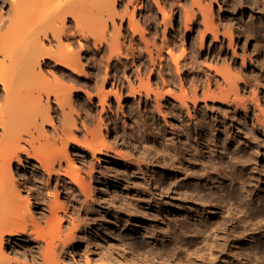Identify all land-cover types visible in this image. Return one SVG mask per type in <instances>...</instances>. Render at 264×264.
Masks as SVG:
<instances>
[{"label": "bare ground", "instance_id": "bare-ground-1", "mask_svg": "<svg viewBox=\"0 0 264 264\" xmlns=\"http://www.w3.org/2000/svg\"><path fill=\"white\" fill-rule=\"evenodd\" d=\"M184 1L169 3L168 10L166 1L155 3L162 11L165 29L173 11L182 10L185 30L191 31L194 26L193 38L195 32H200L201 50L207 38L219 42L221 38L232 42L234 35L245 41L252 39L249 26L215 24L207 14L210 6L204 0H191L188 10ZM225 1L230 6L242 3ZM8 2V8L5 0L0 5V264H60L65 253L72 252L80 240L81 227L88 226L74 214L86 208L85 219L90 218L94 183L101 178L121 183L124 180L120 178L126 177L118 168L114 173L97 170L101 156L130 168L141 170L145 165L156 187L168 189L153 168L154 162L164 157L157 146L156 127L148 128L154 134L149 146L157 156L146 163L124 159L107 139L111 120L107 109L111 111L112 96L120 104L130 99L136 102L135 108H129L136 119L133 131L128 133L134 147L144 137L142 126L156 112L167 122V116L178 111L177 107L195 121L194 127L201 132L197 140L182 142L184 154L175 144L166 146L168 161L163 168L185 174L174 181V188L200 201L198 208L191 209V216L195 217L194 236L200 238L202 246L191 251L186 235L181 236L172 240L174 254L190 264H264V189L258 199L259 207L251 197L264 176L261 171L254 173L250 165L255 153L245 157L236 154L227 161L226 166L233 167L231 175L241 185L232 187L224 200L220 190L222 179L227 177L223 163L227 155L207 140L208 131L191 110V105L196 111L200 103L205 105L210 100L212 105L244 113L252 107L256 112L261 105L259 95L264 92L257 74L237 65L233 56L221 53L211 58L213 64L207 65L200 58L204 52L194 51L192 46L186 50L183 44L178 52V44L166 33L158 42L156 32L146 35L135 6L120 12L118 0ZM248 2L264 8V0ZM10 12L13 17L8 20L6 15ZM139 14L144 24L155 22L153 10L147 8ZM257 27L260 33L264 32V20ZM247 92L250 98H246ZM95 97L101 112L97 123L91 126L82 118L77 104L83 107L87 120L93 122L88 115ZM233 144L238 146V140ZM239 151L237 147L236 153ZM86 154L90 155L88 160L84 158ZM210 154L212 158L222 156L221 163L217 165ZM239 167L240 174L235 170ZM188 177L196 181L191 191L183 183ZM231 197L237 203L229 202ZM73 202L78 203L77 208ZM206 215L210 216L205 218ZM133 224L131 230L143 226ZM148 232L143 231V236L149 237ZM151 235L153 242L157 234ZM162 235L166 236L167 231ZM230 237L241 245L250 243L252 254L241 249L240 244L234 253L223 254ZM178 248L182 253L176 251ZM157 249L158 255L169 253L162 246ZM152 252L146 249L143 253ZM85 262L90 263L88 257Z\"/></svg>", "mask_w": 264, "mask_h": 264}, {"label": "rangeland", "instance_id": "rangeland-1", "mask_svg": "<svg viewBox=\"0 0 264 264\" xmlns=\"http://www.w3.org/2000/svg\"><path fill=\"white\" fill-rule=\"evenodd\" d=\"M0 1L1 5L2 0ZM5 1V8H8L9 2L8 0ZM160 1H162L161 3L163 1L167 2L165 7L167 10L169 9V3H176V0ZM241 1L242 3L236 6L228 5L225 0H204V3L209 4L207 14L215 24L223 23L227 26L241 24V28L249 26L253 30L252 39L249 38L245 41L243 38L234 35L232 42L228 41L227 38L224 41L221 38L219 42L210 41V38H207L202 50L200 48V32H195V38H193L191 33L195 27L191 25V31L185 30L182 10H177V13L173 11L172 20L166 25L165 29L163 27L162 11L157 8L155 0H118L117 5L120 12H123L125 8L131 10L132 5L135 6V11H137V16L141 20L147 36L156 32L155 35L158 36V42H160L163 34L166 33L170 39L178 44V52L181 51L183 44L186 50L192 46L194 51H203L204 53L200 58L207 65L213 64L211 58L217 57L221 53L228 57L233 56L237 65L257 74L263 85L264 35L262 34L264 32L260 33L257 25L260 20H264V8L261 5L253 7L248 0ZM190 2L191 0L184 1L185 9H189ZM147 8L155 12L156 19L151 24H147L148 21L144 24L143 18L139 14L140 10L145 12ZM12 15L10 12L6 15V18L9 20L13 17ZM116 21L119 22L117 18ZM126 24L127 21L124 22V27H126ZM249 58H251V61ZM50 71L54 70L50 68ZM48 74L51 76V72H48ZM81 94L84 95L83 92ZM246 96V98H250L248 92ZM259 96L261 97V105H258L256 112L252 107H249L246 113L235 111L231 107H223L220 104L212 105L210 100L205 105L200 103L196 111L191 105L193 114L198 117V123L205 128V132L208 131L207 140L214 142L218 151H222L227 155L223 162L225 165L224 173L227 177L222 179L220 190L224 200L228 198V193L232 187L239 188L241 185L240 180L231 175L233 167L226 166L231 156L241 154L245 157L254 152L255 156L251 158L250 165L254 167V173L264 172V92L262 91ZM109 104L111 111L109 109L107 111L111 120L108 123L109 130L106 136L116 150L124 156V159L130 158L132 161L146 163L149 162L150 157L155 158L157 155L151 152L153 148L149 146L153 141L154 134L152 129L148 127L158 129L157 146L164 157L163 160H156L153 168L156 170L157 177H163L165 186L168 189L161 190L156 187L150 176V171L145 168V165L141 166V170L136 167L130 168L129 165H121V163H116L108 157L101 156V164L97 166V170H108L110 173H114L115 169L118 168L119 172H123L126 177L120 178V181L124 180L121 182L122 184L115 183L110 178H101L99 183H94L93 200L89 209L90 218L85 219L86 208H83L80 214H74L75 217L81 219V224L88 223V226L81 227V231L78 233L80 240L72 248L71 253H65L60 264H86L85 257H88L89 264H182V259L174 254L172 240L186 235L187 246L191 251L202 246L200 238L194 236L195 217L191 216V209L196 206L198 208L200 201L191 195H186L180 189L174 188L175 182L182 179L184 173L179 174L180 170L173 171L174 169L170 167L163 168V166L168 161L167 145L171 147L175 144L176 149L184 154L182 142H188V139L197 140L200 138L201 132L197 130V127H194L195 121L189 120L186 112H182L177 107L178 111L171 112L170 116H167V122L156 112L155 117L142 126L143 131L141 134L144 137L141 138V144L134 147L129 141L128 133L133 131L132 127L136 119L132 117L129 108H135L136 102L130 99L123 100L120 104L112 96ZM77 107H79L82 118L87 123L91 126L97 123L101 106L96 97L92 101L91 115H88V118H92L93 122L87 120V115H85L81 105L77 104ZM144 108L142 106V110ZM117 109L118 115L116 114ZM103 116L105 117V114ZM151 122L152 124L149 125L148 123ZM79 125H81L80 122ZM144 139H147L148 142H144ZM234 140H238V146L233 144ZM237 147L241 149L238 153H236ZM71 152L73 151L71 150ZM74 152L78 151L75 150ZM208 154L206 155L208 156ZM212 156L210 154L211 160L219 165L222 156L218 155L217 158H212ZM89 157L90 155L86 154L84 158L88 160ZM124 163L126 162L123 161ZM13 167L16 170V164ZM235 170L238 174L242 171L241 167L235 168ZM129 175H134V178H130ZM109 177H112V175H109ZM126 178L129 180L126 181ZM260 180L261 182L257 183L258 188L251 195L253 203L258 207L260 206L258 199L263 191L262 189H264L263 175ZM195 182L190 177L183 181L186 187H189V191H191L190 187ZM170 183H173V185L169 187ZM208 188H211V186ZM81 199L82 197L77 201L80 202ZM236 201L237 199L233 197L229 199V202L232 203H237ZM73 204L76 208L78 207V203L73 202ZM211 214L213 213L211 212ZM208 216L210 215H206L205 218H208ZM133 223H141L143 226L131 230L129 227L134 225ZM145 230L149 231V237L143 236L142 232ZM164 230L167 231L166 236L162 235ZM152 232L157 234L153 242ZM155 243L157 245H154ZM17 244L20 245L19 242ZM239 244V242H234L233 237H230L226 252L223 254L234 253L239 248ZM9 246H7V250H9ZM159 246H162L164 250H169V253H159L158 255L157 247ZM240 246L241 249L247 251L250 255L252 254L253 250L250 243L240 244ZM146 249H152L154 252L144 254L143 252ZM180 249L178 248L176 251L182 253ZM128 252L133 255V259L130 258ZM231 261L232 259L228 262ZM29 262L31 261L29 260ZM183 264L190 263L185 262Z\"/></svg>", "mask_w": 264, "mask_h": 264}]
</instances>
